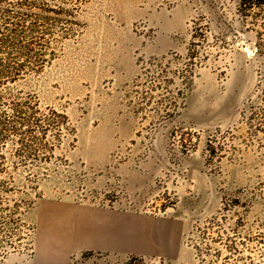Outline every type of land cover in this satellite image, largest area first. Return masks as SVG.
<instances>
[{
    "label": "rangeland",
    "instance_id": "obj_1",
    "mask_svg": "<svg viewBox=\"0 0 264 264\" xmlns=\"http://www.w3.org/2000/svg\"><path fill=\"white\" fill-rule=\"evenodd\" d=\"M79 19L18 85L73 132L37 182L13 173V197L131 214L157 248L73 264H264V14L240 0H87ZM24 218L6 264L33 253Z\"/></svg>",
    "mask_w": 264,
    "mask_h": 264
},
{
    "label": "trees",
    "instance_id": "obj_2",
    "mask_svg": "<svg viewBox=\"0 0 264 264\" xmlns=\"http://www.w3.org/2000/svg\"><path fill=\"white\" fill-rule=\"evenodd\" d=\"M86 2L0 0V177L10 176L0 179V264H6L10 250L26 238L21 234L27 228L24 217L36 203L13 197V173L26 171L27 183L37 182L34 171L58 159L65 138L73 132L66 114L43 109L34 94L18 85L41 74L63 43L80 33L79 16ZM240 6L246 17L264 14V0H240ZM31 245L33 250V240Z\"/></svg>",
    "mask_w": 264,
    "mask_h": 264
},
{
    "label": "crops",
    "instance_id": "obj_3",
    "mask_svg": "<svg viewBox=\"0 0 264 264\" xmlns=\"http://www.w3.org/2000/svg\"><path fill=\"white\" fill-rule=\"evenodd\" d=\"M29 213L33 214V253L24 264H73L84 250L121 254L131 249L147 254L157 249L148 233H129L131 224L144 223L131 214L79 205L69 199H41ZM133 236L147 237L149 244L145 246Z\"/></svg>",
    "mask_w": 264,
    "mask_h": 264
},
{
    "label": "bare ground",
    "instance_id": "obj_4",
    "mask_svg": "<svg viewBox=\"0 0 264 264\" xmlns=\"http://www.w3.org/2000/svg\"><path fill=\"white\" fill-rule=\"evenodd\" d=\"M128 230H129V233L131 231H138V232H141L142 235L145 234V236H147L146 233L150 232V228H147L144 223L143 224H139V223H136V224H131L129 227H128ZM92 236V239H94L95 237H93V235H90ZM134 237V236H133ZM134 238H137L138 239H141L140 236L139 237H134ZM147 238V237H146ZM146 238H142L140 242H142V244H145V246H147L149 243H148V240ZM103 239H107L106 237H104ZM144 251V250H143Z\"/></svg>",
    "mask_w": 264,
    "mask_h": 264
}]
</instances>
